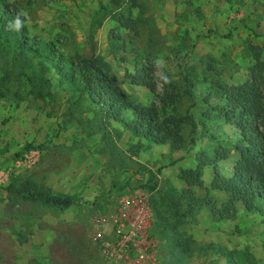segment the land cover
<instances>
[{
    "label": "rangeland",
    "instance_id": "obj_1",
    "mask_svg": "<svg viewBox=\"0 0 264 264\" xmlns=\"http://www.w3.org/2000/svg\"><path fill=\"white\" fill-rule=\"evenodd\" d=\"M117 1L5 0L12 8L28 12L25 26L30 37L49 40L53 50L70 61L90 56L85 30L93 19L94 55L107 65L125 96L141 105L159 106V101L148 89L130 84L128 74L141 67L160 91V72L151 63L159 55L167 62L162 71L174 83L182 84L185 73L191 80L198 79L191 89L196 98L209 81L237 85L249 78L253 62L249 43L261 47L264 61V0ZM118 12L133 19L134 27L118 25L114 18ZM109 35L115 36L117 48L110 44ZM8 54L9 49L1 46L0 56ZM34 70L41 75L38 67ZM45 75L54 101L43 104L25 91L19 100L13 94L15 85L0 97V264H103L91 227L127 189L144 191L149 205L150 197L159 200L169 188L186 187L180 170L193 167L200 151L209 156L220 147L228 151L227 158L216 162L224 175L238 156L233 147L236 127L220 120L211 128L217 141L199 134L190 141L184 127L180 146L148 144L111 122L118 136L112 130L108 135L120 152L111 154L102 150L101 132L85 133L84 118L91 117L89 102L80 99L70 119L64 114L70 91L56 82L51 70ZM200 105L198 99L194 105L185 100L165 111L183 114L187 110L196 117ZM26 143L31 147L23 150ZM30 150L37 154L28 163L23 153ZM10 176L48 186L73 203L59 210L24 201L2 189ZM211 177V167H203L201 185L190 189L204 204L177 229L188 237L190 252L179 253L155 231L151 235L154 264H264V218L246 212L240 203H234V216H226L227 196L209 188ZM153 182V189L141 187ZM210 210L223 218L217 220Z\"/></svg>",
    "mask_w": 264,
    "mask_h": 264
},
{
    "label": "trees",
    "instance_id": "obj_2",
    "mask_svg": "<svg viewBox=\"0 0 264 264\" xmlns=\"http://www.w3.org/2000/svg\"><path fill=\"white\" fill-rule=\"evenodd\" d=\"M17 12L19 11L9 6L5 0H0V47L6 46L9 49L7 56H0V97L10 92V85H15L13 94L19 100L22 98L20 93L25 91L32 99L43 104L54 101L51 81L45 75L51 70L56 76V82L65 85L70 91L65 115L72 118L74 106L80 99L84 98L89 102L91 117L84 118L88 130L85 133L90 135L101 132L105 140L102 150L120 154L108 135L112 130L114 136H118V131L111 128V122L137 140L148 144L168 143L171 146L181 145L184 127L188 129L186 137L190 141L196 134L206 135L210 140L217 141L218 135L211 131L215 120L235 125L237 140L233 147L238 156L229 173L224 175L216 167V162L227 158L228 151L220 147L212 156L200 151L193 167L180 170V179L186 185L184 189L176 191L169 188L159 200L150 197V235L156 231L171 247L179 248V253L190 252L188 237L177 229L184 220L193 219L196 211L204 204L190 188L201 185L202 168L205 166L212 169L209 188L227 196L226 216H234V203H240L246 212H255L264 218V61L261 59L262 49L259 45H247L253 61L248 79L237 85L209 81L198 98L191 90L198 79L187 78V73L182 77V84L162 82L160 91H157L150 73H145L141 67L135 69L128 74L129 83L148 89L159 101V106L154 103L141 105L125 96L109 74L107 65L94 55L96 43L93 33L96 22L93 19L89 20L85 30L90 56L70 61L53 50L49 40L30 37L26 26L20 32L7 30L6 24ZM114 18L121 27H134V20L124 16L122 12L116 13ZM114 38L115 36H108L110 44L117 48ZM36 67L41 75L36 74ZM212 98L217 102L211 103ZM197 99L200 100L201 107L197 110L196 117L187 110L183 114L165 111L174 110L185 100L194 105ZM29 147L31 144L26 143L22 149ZM154 186V182L141 185L148 189H153ZM2 189L24 201L59 210L73 203L70 197L52 193L48 186L27 178L10 176ZM210 212L217 220L223 218L220 212Z\"/></svg>",
    "mask_w": 264,
    "mask_h": 264
},
{
    "label": "built area",
    "instance_id": "obj_3",
    "mask_svg": "<svg viewBox=\"0 0 264 264\" xmlns=\"http://www.w3.org/2000/svg\"><path fill=\"white\" fill-rule=\"evenodd\" d=\"M37 152L23 153V160L34 162ZM151 211L141 189H127L112 209L92 224L91 239L103 264H154V245L149 229Z\"/></svg>",
    "mask_w": 264,
    "mask_h": 264
},
{
    "label": "clouds",
    "instance_id": "obj_4",
    "mask_svg": "<svg viewBox=\"0 0 264 264\" xmlns=\"http://www.w3.org/2000/svg\"><path fill=\"white\" fill-rule=\"evenodd\" d=\"M29 19V14L26 10H21L15 14L13 19L6 24V29L9 31L20 32L25 26V23ZM152 66L158 72H160V80L163 84H170L172 82L171 77L164 73L162 70L167 67V62L162 55L157 56L152 60Z\"/></svg>",
    "mask_w": 264,
    "mask_h": 264
}]
</instances>
